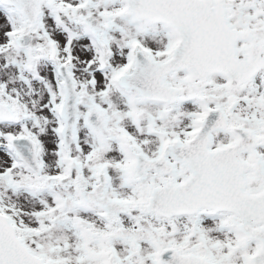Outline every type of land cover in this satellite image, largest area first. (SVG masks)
Instances as JSON below:
<instances>
[{"label": "snow or ice", "instance_id": "6c2138e0", "mask_svg": "<svg viewBox=\"0 0 264 264\" xmlns=\"http://www.w3.org/2000/svg\"><path fill=\"white\" fill-rule=\"evenodd\" d=\"M0 264H264V0H0Z\"/></svg>", "mask_w": 264, "mask_h": 264}]
</instances>
